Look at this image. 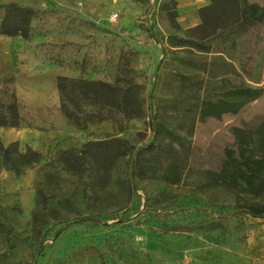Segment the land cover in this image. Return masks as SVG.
I'll use <instances>...</instances> for the list:
<instances>
[{
	"label": "rangeland",
	"instance_id": "rangeland-1",
	"mask_svg": "<svg viewBox=\"0 0 264 264\" xmlns=\"http://www.w3.org/2000/svg\"><path fill=\"white\" fill-rule=\"evenodd\" d=\"M241 1L264 7V0ZM11 5L33 12L27 39L2 33ZM60 76L133 80L143 116L64 113ZM230 84L263 93L220 120L170 109L181 90V99L195 101ZM14 94L23 121L0 126V139L31 146L41 160L16 174L0 156V264H264V218L229 205L223 192L215 205L195 187L199 172L220 167L225 150L236 148L234 128L264 123V19L246 24L212 0H0V102ZM159 122L184 138V149L147 150L158 143ZM110 138L132 153L107 176L61 172L60 151ZM172 162L179 182L151 177Z\"/></svg>",
	"mask_w": 264,
	"mask_h": 264
},
{
	"label": "trees",
	"instance_id": "trees-1",
	"mask_svg": "<svg viewBox=\"0 0 264 264\" xmlns=\"http://www.w3.org/2000/svg\"><path fill=\"white\" fill-rule=\"evenodd\" d=\"M214 5L223 7L239 16L246 24L261 23L264 19V7L258 4L243 6L241 0H212ZM30 10L13 5L7 7L2 33L11 37H29ZM190 46L195 42L180 40ZM57 88L60 95V107L64 113H77L81 116L96 117L103 120L114 118H140L143 116V104L139 97V85L133 80L126 84L110 83L102 80L70 79L58 77ZM179 98L171 104L170 109L181 112L188 118L203 122L209 118L222 119L224 115H235L249 102L258 99L263 90L248 85H225L213 97H203L195 101H185L187 92L181 90ZM10 104L0 102V126H21L23 118L18 113L15 94ZM185 101V102H184ZM236 148L225 150V159L220 167L207 169L198 173L196 189L206 195L215 205L220 202V193L228 196L227 203L244 214L255 218H264V123L254 129L236 127L233 129ZM154 137L156 145L149 146L148 151L175 152L174 144L185 148L184 138L163 122L156 125ZM151 147V148H150ZM131 147L119 138H110L86 143L81 149L62 150L58 156L61 172L72 176H90L95 174L107 176L118 161L127 157ZM0 156L7 170L23 174L27 169L39 163L41 153L31 146L24 149L17 141L5 146L0 139ZM140 158V152L136 154ZM182 172L175 163L168 164L165 172L157 176L152 171V178H160L171 183L180 181ZM48 181H53V174H47ZM91 187H94L92 184ZM40 204L45 201V193L39 190ZM41 208L34 211V236L38 240L43 224L39 222ZM77 222V221H76ZM42 247L37 251L39 255Z\"/></svg>",
	"mask_w": 264,
	"mask_h": 264
},
{
	"label": "built area",
	"instance_id": "built-area-1",
	"mask_svg": "<svg viewBox=\"0 0 264 264\" xmlns=\"http://www.w3.org/2000/svg\"><path fill=\"white\" fill-rule=\"evenodd\" d=\"M118 16V14H114V16H112L113 19H115Z\"/></svg>",
	"mask_w": 264,
	"mask_h": 264
}]
</instances>
